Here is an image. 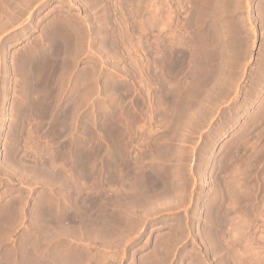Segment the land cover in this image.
Here are the masks:
<instances>
[{"label": "rangeland", "instance_id": "374dc122", "mask_svg": "<svg viewBox=\"0 0 264 264\" xmlns=\"http://www.w3.org/2000/svg\"><path fill=\"white\" fill-rule=\"evenodd\" d=\"M0 264H264V0H0Z\"/></svg>", "mask_w": 264, "mask_h": 264}, {"label": "bare ground", "instance_id": "6f19581e", "mask_svg": "<svg viewBox=\"0 0 264 264\" xmlns=\"http://www.w3.org/2000/svg\"><path fill=\"white\" fill-rule=\"evenodd\" d=\"M122 151H123V150H122ZM83 159H84V158H83ZM82 162H83V161H82ZM84 163H86V162H84ZM124 163H125V162H124ZM126 167H127V166H126ZM121 168H122V167H121ZM119 169H120V168H119ZM123 169H124V168H123ZM82 170H83V169H82ZM121 173H122V172H121ZM89 176H90V175H89ZM151 186H152V185H151ZM138 189H139V188H138ZM138 189H137V190H138ZM148 189H149V188H148ZM145 191H146V190H145ZM154 195H155V193H154ZM150 196H151V195H150ZM138 198H139V197H138ZM144 198H145V197H144ZM158 198H159V197H158ZM168 198H169V197H168ZM166 199H167V197H166ZM140 203H141V199H140ZM143 203H144V202H143ZM84 215H85V214H84ZM90 216H91V215H90ZM61 217H62V216H61ZM68 218H69V217H68ZM81 218H82V217H81ZM69 219H70V218H69ZM84 219H86V218H84ZM56 220L58 221V218H56ZM56 220H55V218H53V221H56ZM59 220H60V218H59ZM67 220H68V219H67ZM80 220H81V219H80ZM57 221H56V222H57ZM65 221H66V220H65ZM87 221H88V220H87ZM89 221H90V220H89ZM58 222H59V221H58ZM81 222H82V221H81ZM85 222H86V221H85ZM82 223H83V222H82ZM91 223H92V222H91ZM79 224H80V223H79ZM87 224H88V223H87ZM98 225H99V224H98ZM80 226H81V225H80ZM81 227H82V226H81ZM88 227H89V225H88ZM91 227H92V225L90 224V227H89V228H91ZM82 228H83V227H82ZM79 229H80V228H79ZM93 229H94V227H93ZM81 235H82V234H81ZM211 235H212V234H211ZM213 236H214V235H213ZM103 237L105 238V237H107V236L104 235ZM212 238H214V237H212ZM101 239H102V238H101ZM105 239H106V238H105Z\"/></svg>", "mask_w": 264, "mask_h": 264}]
</instances>
